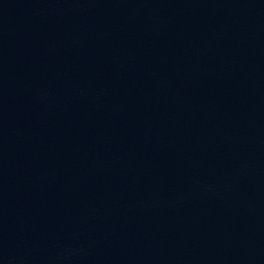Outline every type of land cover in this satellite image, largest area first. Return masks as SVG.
I'll return each instance as SVG.
<instances>
[{
    "label": "water",
    "instance_id": "obj_1",
    "mask_svg": "<svg viewBox=\"0 0 264 264\" xmlns=\"http://www.w3.org/2000/svg\"><path fill=\"white\" fill-rule=\"evenodd\" d=\"M0 264H264V0H0Z\"/></svg>",
    "mask_w": 264,
    "mask_h": 264
}]
</instances>
